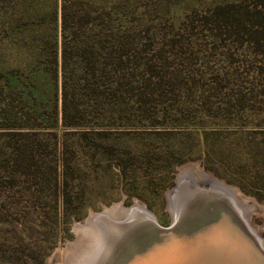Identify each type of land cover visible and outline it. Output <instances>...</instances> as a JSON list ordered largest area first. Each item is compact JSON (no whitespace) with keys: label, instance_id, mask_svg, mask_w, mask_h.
<instances>
[{"label":"rangeland","instance_id":"rangeland-1","mask_svg":"<svg viewBox=\"0 0 264 264\" xmlns=\"http://www.w3.org/2000/svg\"><path fill=\"white\" fill-rule=\"evenodd\" d=\"M24 1L0 0V100L13 107L0 114V264H100L114 221L77 227L119 203L169 226L168 193L188 164L254 201L250 221L264 240V0H138L149 46L138 112L97 123L80 111L71 126L58 76L24 69ZM227 12L257 29H213ZM26 97L37 113L20 118ZM28 125L27 137L1 134ZM15 141L33 148L36 175L12 166Z\"/></svg>","mask_w":264,"mask_h":264},{"label":"trees","instance_id":"trees-1","mask_svg":"<svg viewBox=\"0 0 264 264\" xmlns=\"http://www.w3.org/2000/svg\"><path fill=\"white\" fill-rule=\"evenodd\" d=\"M42 1L21 3L20 21L24 22L20 29V34H24L21 42L31 49L30 60L24 69L29 73H50L55 79L58 76L62 122L66 126L75 125L74 118L80 111L92 115L97 123L104 122L107 115L122 119L132 111L138 112L143 94L141 73L148 64L149 47L141 19L136 15L140 1ZM227 13L215 14L211 20L215 24L213 29L228 27L237 32L248 30L251 34L257 29L235 14ZM258 28L263 29V23ZM17 89L22 103L24 91L18 85ZM75 97L79 98V103H76L77 99L73 100ZM9 102L4 98L0 100V114L13 109ZM19 109L20 118L37 113L27 97ZM32 128L31 125L5 126L1 134L13 140L34 133ZM14 145L12 152L18 158L13 160L12 166L25 170L27 175L37 173L38 161L29 143L15 141ZM61 195L65 196L64 189Z\"/></svg>","mask_w":264,"mask_h":264},{"label":"water","instance_id":"water-1","mask_svg":"<svg viewBox=\"0 0 264 264\" xmlns=\"http://www.w3.org/2000/svg\"><path fill=\"white\" fill-rule=\"evenodd\" d=\"M182 183L177 182L168 193V202L173 200L178 205V217H174L169 226L159 225L146 209L144 219L132 220L128 217L116 220L115 223L119 224L116 225L118 230L109 246L111 250L100 264H118L122 255L133 244L140 245L139 247L155 244L153 250L159 249L160 252L154 258L161 259L164 264H264V249L259 238L241 220L234 217L226 198L217 193L212 183L189 179L186 180L187 191L181 187ZM185 192L196 196L208 195L213 202L208 200L191 208L188 203L190 197ZM183 194L186 197L182 198ZM175 197L176 201L172 199ZM215 204L219 205L220 210H215ZM104 211L88 216L85 225L77 227V230L87 229L99 218L106 217ZM202 213L207 216L201 217ZM215 228L229 230L231 242L226 248H222L220 242L217 244L206 239ZM156 259L151 264H157Z\"/></svg>","mask_w":264,"mask_h":264},{"label":"bare ground","instance_id":"bare-ground-1","mask_svg":"<svg viewBox=\"0 0 264 264\" xmlns=\"http://www.w3.org/2000/svg\"><path fill=\"white\" fill-rule=\"evenodd\" d=\"M188 174L191 175V177H192V178H190L191 180L198 181L200 183L201 182L202 183H204V182L212 183V185L215 186V190L217 191V193L221 194L222 196H224L226 198V201L231 206V207L230 206L229 207H230L231 212L234 214V217L235 218L237 217L239 220L242 221V223H244L245 226H248V228H250L253 231V233L259 238L260 244L264 249V240H262V237L260 236L258 230L250 221V215L259 209L258 205L254 201H251L249 198L241 195L237 190H235V189L232 190V188L224 185L222 182L217 181L216 179H214L213 177H211L210 175L205 173L203 170L199 169L194 164H188L185 167H183L181 170L182 176H180L178 178L177 182H183L182 183L183 185H181V187H183L184 191H187L186 180H189V179L186 178V176ZM185 194H186V192H185ZM186 195H187V197H190L188 199V203H189V205H191L190 206L191 208L194 207L195 205H198V204L203 203V202L208 201V200H209V202L211 200V203L213 202V199H210V197L208 195L202 196L200 194H197L198 196H196V194L194 195L191 192L186 194ZM184 196L185 195L183 194L181 197L183 198ZM176 197H179V196H176ZM176 197H175V201H176ZM172 199H174V198H172ZM171 205H173L172 206L173 218L174 217L176 218V217H178V215H177V206L178 205H176V202H174L173 200H171ZM214 206H215L216 211L220 210V207H218L219 205L215 204ZM144 211H145L144 208H142L141 206L136 205V204L127 210L125 208L123 209V207L121 205L117 204V205L112 206L109 209H105L104 212L106 213V215L110 219H112L114 221L113 226H109V228L111 227V230L114 231V229L116 228V225L119 224V223H115L116 220L121 221L122 218L126 219L128 217H129L128 219L132 218V220H134V219L141 220V218L144 219L146 216ZM110 215H111V217H110ZM91 216H94V215H91ZM200 216L205 218L207 215L205 213H202V214H200ZM102 219H104V218H102ZM106 219H107V217H106ZM103 223H104V221H103ZM145 231H148V230L146 229ZM113 234H115V233H113ZM208 235L209 236L206 239H209L213 242H216L217 244L220 242V245L222 248L223 247L226 248L227 244H229L231 242V234L229 233V230L226 228H215L214 231L212 230L211 232H209ZM112 240H113V236L111 238H109V244H112L111 243ZM154 245L155 244H149L145 247L144 246L139 247L140 245L136 246L134 244L130 245L128 250H126V252L120 258L118 264H151V261H155V259L158 257V254L160 252V251L158 252L159 249L153 250L155 248ZM110 250H111V248L109 249V251ZM154 257H156V258H154ZM156 262H157V264H162L164 261L161 262V259H156Z\"/></svg>","mask_w":264,"mask_h":264}]
</instances>
